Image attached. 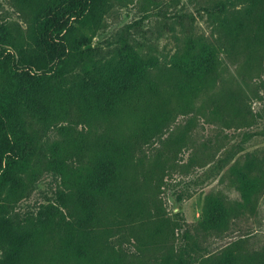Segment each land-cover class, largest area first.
Returning a JSON list of instances; mask_svg holds the SVG:
<instances>
[{
  "label": "rangeland",
  "instance_id": "rangeland-1",
  "mask_svg": "<svg viewBox=\"0 0 264 264\" xmlns=\"http://www.w3.org/2000/svg\"><path fill=\"white\" fill-rule=\"evenodd\" d=\"M234 5L113 0L94 35L78 33L77 62L58 63L48 76L51 85L58 73L66 88L92 81L89 65L107 69L124 48H132L154 61L159 95L151 101L132 97L114 115L92 121L78 102L59 98L50 126L29 121L35 150L24 183L8 187L1 198L16 222L35 218L41 205L61 209L57 230L33 264H65L66 230L78 220V184L95 166L94 145L101 137L126 143L131 161L124 217L96 244L107 264H205L229 252L237 264H264V188L246 198L237 175L252 161L250 177L264 176V34L221 46L218 73L206 86L187 90L169 70L173 57L192 44H222L218 20L229 9H243ZM32 21L30 9L0 0V33L10 32L34 58ZM15 63L20 75L30 72L17 55ZM7 83L0 74V91ZM208 195H218L230 216L224 229L207 233L199 222Z\"/></svg>",
  "mask_w": 264,
  "mask_h": 264
},
{
  "label": "trees",
  "instance_id": "trees-1",
  "mask_svg": "<svg viewBox=\"0 0 264 264\" xmlns=\"http://www.w3.org/2000/svg\"><path fill=\"white\" fill-rule=\"evenodd\" d=\"M16 1L33 13L30 38L37 50L32 58L10 32L3 29L0 33V74L8 78V88L0 91V264H33L49 235L57 230L61 209L52 203L41 205L35 218L16 222L9 217L1 198L8 187L16 190L24 183L23 176L35 150L29 121L38 119L50 126L59 98L78 102L89 121L93 119L91 116L107 119L132 97L151 101L159 95V87L151 72L154 61H145L132 48H124L107 69L89 65L87 73L93 74L92 81L82 80L74 89L66 88V78L58 73L57 82L51 85L48 76L58 63L66 66L77 62L78 33L94 35L113 0ZM230 1L243 9H229L218 20V41L222 44H192L171 60L169 70L181 77L187 90L193 89L194 84L206 86L218 73L220 55L225 51L221 46H233L251 33L254 38L264 34V0ZM16 55L22 65L30 66V72L23 76L15 63ZM34 71L38 72L35 76ZM93 154L95 166L85 173L77 188L78 220L68 224L66 230L65 264H107L97 241L118 226L128 202L131 161L126 143L101 137ZM251 171L249 161L246 171L237 172L246 198L264 188V176L251 178ZM229 216L224 201L218 195H208L203 200L200 230L207 233L222 230ZM192 250L187 251L189 256ZM237 262L236 256L229 252L205 264ZM180 264L188 263L182 260Z\"/></svg>",
  "mask_w": 264,
  "mask_h": 264
}]
</instances>
